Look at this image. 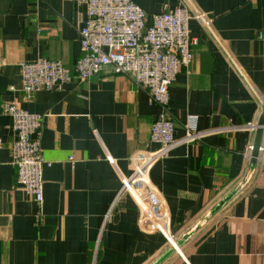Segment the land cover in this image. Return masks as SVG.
Masks as SVG:
<instances>
[{"label":"crops","instance_id":"1","mask_svg":"<svg viewBox=\"0 0 264 264\" xmlns=\"http://www.w3.org/2000/svg\"><path fill=\"white\" fill-rule=\"evenodd\" d=\"M135 1L149 16L187 5L198 38L191 64L170 85L167 110L175 138L192 115L202 137L180 141L149 173L180 251L143 228L137 199L124 190L131 157L158 147L151 129L162 107L124 74L79 77L85 4L0 0V264H264V161L248 178L245 155L264 109V0ZM41 57L62 61L72 79L28 97L21 63ZM6 101L43 115L38 140L49 165L41 203L18 183Z\"/></svg>","mask_w":264,"mask_h":264},{"label":"built area","instance_id":"2","mask_svg":"<svg viewBox=\"0 0 264 264\" xmlns=\"http://www.w3.org/2000/svg\"><path fill=\"white\" fill-rule=\"evenodd\" d=\"M87 6L86 20L80 28L82 55L76 71L88 79L107 70L131 77L162 107V113L153 122L151 141L158 144L154 150H140L131 157L133 174L124 177V190L133 194L140 209V223L150 231L162 232L176 250V238L170 231L169 215L163 195L151 183L149 173L153 165L169 155L180 141L190 142L202 137L197 117L189 116L184 124L186 135L175 138V125L168 114L169 89L183 67L193 60V46L198 38L192 36L189 22L190 8L179 5L171 10L149 16L135 0H72ZM208 24L202 12L196 13ZM22 90L28 97L41 90H52L72 79L62 61L38 58L21 63ZM15 89V86L11 87ZM4 111L13 117L16 139L13 142L17 180L34 195L38 202L44 199V167L49 162L43 157L38 140L43 126V115L21 108L16 101H6ZM257 123L252 124L256 131ZM3 141L0 138V148ZM253 144L245 151L251 159ZM259 159L264 161V146ZM145 185L143 190L141 185Z\"/></svg>","mask_w":264,"mask_h":264},{"label":"water","instance_id":"3","mask_svg":"<svg viewBox=\"0 0 264 264\" xmlns=\"http://www.w3.org/2000/svg\"><path fill=\"white\" fill-rule=\"evenodd\" d=\"M197 13H200V12L198 11ZM263 138H264V109L262 110V112H261V114L259 116V119L257 121V125H256L255 137H254V142H253V149H252L251 160H250L251 161V169H250V172L248 174V178H250V176L252 175V173H253V171H254V169L256 167V164L258 163L259 154H260V148H261V146L263 144ZM234 194H236V191H234L233 193H230L224 199H222L216 205V207L212 211H210V213L205 218H203L200 221V223L197 225L195 230H197L198 228L202 227V225L204 224V221L209 219L216 212H218L223 207V205L233 197ZM189 236H190V233H189V235H186L184 237V239L188 238ZM182 242H183V240L182 241H177L176 242V246L179 248V246L182 245ZM174 249H173V251H174Z\"/></svg>","mask_w":264,"mask_h":264}]
</instances>
